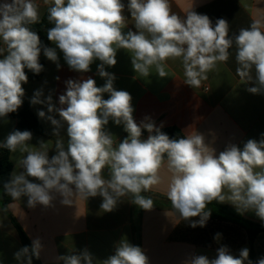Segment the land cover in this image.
Masks as SVG:
<instances>
[{"label":"clouds","instance_id":"clouds-1","mask_svg":"<svg viewBox=\"0 0 264 264\" xmlns=\"http://www.w3.org/2000/svg\"><path fill=\"white\" fill-rule=\"evenodd\" d=\"M47 19L53 26L47 39L56 47L45 46L30 25L40 19L35 0H0V119L15 113L23 105L25 70L40 74L44 66L41 53L60 68L59 52L69 69L88 73L99 61L97 75L105 80L97 86L92 77L68 79L59 95V107L52 95L42 99L36 90L32 105H45L38 111L41 119L54 126L58 137L55 154L49 156L44 141L30 146L29 130H13L0 141V148L24 154L21 171H13L4 190L14 199L27 197V207L54 208L55 202L72 206L75 198L101 197L104 212H112L122 198L146 211L153 201L142 195L161 182L160 169L167 157L171 173L167 197L173 209L192 228L205 227L211 217L207 205L213 201L230 203L239 214L254 212L264 222V133L259 140L248 139L243 147L229 143L218 154L202 133L170 138L150 117L140 123L134 119L132 96L114 87L115 74L106 70L117 64L118 50L131 53L135 73L147 77L155 68L166 77L165 63L180 58L185 82L197 88L219 62H226L235 45L237 72L246 78L247 91L264 94V31L254 22L229 34V23L220 18L213 24L206 14L190 10L184 17L171 11L169 0H44ZM135 31H124L129 16ZM254 70L255 76H252ZM57 80L59 77L56 78ZM108 94V98H104ZM58 114L59 119L55 117ZM123 125L127 136L114 147L113 136L106 130L109 121ZM67 125V147L59 131ZM147 131L146 139L142 138ZM109 170L108 178L103 176ZM220 238L217 233L215 239ZM114 253L101 264H150L145 250L121 239ZM39 239L15 253L18 264H33L39 259ZM247 247L233 255L222 245L214 258L192 253L182 264H264V257L253 262ZM63 264H95V257L84 248L78 253L57 257Z\"/></svg>","mask_w":264,"mask_h":264},{"label":"crops","instance_id":"crops-1","mask_svg":"<svg viewBox=\"0 0 264 264\" xmlns=\"http://www.w3.org/2000/svg\"><path fill=\"white\" fill-rule=\"evenodd\" d=\"M35 2L39 6L40 21L50 5H45L44 0ZM124 3L127 4V0ZM169 4L171 11L181 17L194 10L208 15L213 24L220 18L227 20L230 35L238 33L241 28L250 27L254 22H258L264 31V0H169ZM125 15L129 19L125 22L124 31H135L134 21L127 12ZM48 47L56 46L50 42ZM57 52L60 68L41 53V60L46 66L45 72L40 80L28 82L24 88L28 105L46 132L45 135H33L29 144L38 148L39 142L44 141L50 157L55 154L58 137L54 136V126L50 121L37 115L40 110L47 114V107L30 103L34 92L42 89V99L51 94L53 103L59 107L58 97L66 90V80L92 77L97 86L105 83L97 75L99 61L91 65L90 72L82 74L70 70L63 54L58 49ZM130 56L129 51L118 50L117 64L106 70L115 74L114 87L117 90H125L131 94L135 109L133 116L137 123L148 116L157 127L174 126L185 136L197 131L205 136L217 154L229 143L242 148L248 139L261 138L264 133V94L247 91L253 85L248 84L246 78H242L237 72L235 45L229 49L228 60L219 62L197 88L184 83L186 77L180 58L169 59L165 63L167 75L161 78L155 68L150 70L147 77L135 73ZM251 74L255 76L254 70ZM104 98L107 99L108 94H104ZM52 115L59 119L58 114ZM16 124V119L10 115L0 119V141L12 132ZM66 129L65 124L59 131L65 148L68 139ZM106 130L113 136L114 147L127 136L123 125H116L111 120ZM147 136L145 130L142 138L146 139ZM23 155L19 151L10 153L12 172L21 171L19 160ZM104 170L106 172H103V176L108 178L109 170ZM159 175L161 182L148 192L167 197L171 179L167 159H164ZM122 199L112 212L101 209L102 198L99 196L87 200L77 197L72 206L61 205L57 200L54 208L47 209L40 205L28 208L27 197L13 199L7 206V212L0 204V264H18L15 253L24 247L9 215L20 224L31 242L40 240L42 251L39 258L42 264H63L57 257L78 253L84 248L93 254L95 264H101L102 260L114 253V246L121 239L144 249L150 264H182L192 253L214 258L217 248L222 245L227 246L236 256L242 248L247 247L251 260L252 251L256 261L264 257V232L250 242L246 230L240 225L211 217L205 227L192 228L173 208L153 207L151 211L144 210L139 217L131 203L132 197L128 195ZM224 204L235 209L230 203ZM242 215L264 225L254 212ZM217 233L220 238L215 239Z\"/></svg>","mask_w":264,"mask_h":264},{"label":"trees","instance_id":"trees-1","mask_svg":"<svg viewBox=\"0 0 264 264\" xmlns=\"http://www.w3.org/2000/svg\"><path fill=\"white\" fill-rule=\"evenodd\" d=\"M47 16L48 11L44 13L40 21L33 25H30V28L33 31L38 32L40 39L45 46H49L50 44V41L47 39V30L53 26L49 23ZM40 63L44 66V70L38 75L33 74L31 71L25 70L28 76V82L38 81L42 78L46 66L45 63L41 60V56ZM25 85L26 84L23 85L24 88ZM23 101V105L19 108L17 112L9 114L12 118L16 119L17 124L13 130H29L32 132L33 135H45L46 132L43 129L42 124L40 123L36 115L31 111L25 96L23 98ZM161 130L168 134L170 138L179 139L182 137H186L179 128L174 126L162 128ZM10 153L11 152H9L7 149L0 148V204L6 212L8 204L13 200V198L3 188L4 183L10 179V174L12 172L13 165L10 160ZM164 159H167L166 155ZM103 172L105 173L106 170H104ZM142 195L146 198H151L153 201V207L155 208H173L170 200L167 197L154 195L149 193L148 191L143 192ZM134 206L136 209V214L140 217L144 209L139 208L135 204ZM206 210H211V218H215L221 221L232 222L243 227L247 232L250 242H252L258 234L264 232V225L246 219L242 214H239L235 209L228 207L224 203H218L217 201H213L207 205ZM9 216L19 234L23 246L31 247L32 242L26 232L15 220V218H13L11 215ZM251 258L253 262L256 261L253 251L251 252ZM33 264H42V262L40 258L36 259L35 257H33Z\"/></svg>","mask_w":264,"mask_h":264}]
</instances>
